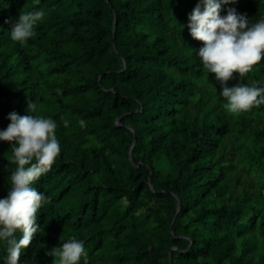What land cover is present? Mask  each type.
<instances>
[{
    "label": "trees",
    "instance_id": "16d2710c",
    "mask_svg": "<svg viewBox=\"0 0 264 264\" xmlns=\"http://www.w3.org/2000/svg\"><path fill=\"white\" fill-rule=\"evenodd\" d=\"M197 2L0 0V129L37 100L61 147L33 185L49 201L19 264H53L70 237L80 264H264V105L223 107L186 27ZM229 7L264 17V0ZM33 9V35L12 41L5 20ZM252 81L264 86V59ZM10 160L0 141V198Z\"/></svg>",
    "mask_w": 264,
    "mask_h": 264
},
{
    "label": "clouds",
    "instance_id": "9594fccd",
    "mask_svg": "<svg viewBox=\"0 0 264 264\" xmlns=\"http://www.w3.org/2000/svg\"><path fill=\"white\" fill-rule=\"evenodd\" d=\"M236 2L198 0L186 25L191 37L203 42L196 56L203 69L214 74L221 89L219 95L226 101L223 107L232 114L264 105V86L257 81L243 82L245 74L264 59V17L250 20L235 7H229ZM44 15L43 9H33L21 11L14 20H5L10 24L9 38L23 45ZM233 73L239 74V80L229 87L227 82L233 79ZM37 110V100L30 101L27 115L10 112V123L0 129V141L10 142L9 164L13 165L7 169V195L0 198V244L5 246L0 264H19L22 251L39 232L37 214L49 198L33 185L51 169L61 152L55 135L56 121L36 115ZM79 123L83 125L84 121ZM61 241L59 247L47 253L54 258L53 264H80L86 251L84 241L76 237Z\"/></svg>",
    "mask_w": 264,
    "mask_h": 264
},
{
    "label": "water",
    "instance_id": "95a60500",
    "mask_svg": "<svg viewBox=\"0 0 264 264\" xmlns=\"http://www.w3.org/2000/svg\"><path fill=\"white\" fill-rule=\"evenodd\" d=\"M116 23H117V17H116V15H115V17H114V26L116 25ZM116 123L119 124V118L116 120ZM134 142H135V139H134V141H133V144H132V146H131V149L133 148ZM149 183H150V185H151V179H149ZM151 187H152V185H151ZM180 207H181V203H180V200L178 199L177 211L180 210ZM174 249H176V248H174ZM169 259H170V261H171V254H170V252H169Z\"/></svg>",
    "mask_w": 264,
    "mask_h": 264
}]
</instances>
